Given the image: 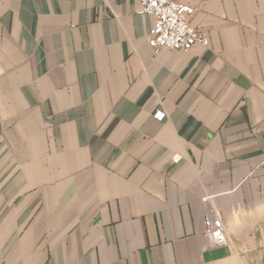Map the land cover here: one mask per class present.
<instances>
[{
    "label": "crops",
    "instance_id": "0c3cea01",
    "mask_svg": "<svg viewBox=\"0 0 264 264\" xmlns=\"http://www.w3.org/2000/svg\"><path fill=\"white\" fill-rule=\"evenodd\" d=\"M179 1L0 0V264H264V0Z\"/></svg>",
    "mask_w": 264,
    "mask_h": 264
},
{
    "label": "built area",
    "instance_id": "2783aa9c",
    "mask_svg": "<svg viewBox=\"0 0 264 264\" xmlns=\"http://www.w3.org/2000/svg\"><path fill=\"white\" fill-rule=\"evenodd\" d=\"M139 15L154 19L149 32V47L158 53L161 49L190 52L195 46L207 48L208 38L201 29L191 23L195 8L181 3L179 0H140ZM155 118L162 122L166 118L164 112H157ZM179 160L175 159V163ZM207 213L205 217V238L213 246H222L228 242L226 227L212 206L211 198L203 200Z\"/></svg>",
    "mask_w": 264,
    "mask_h": 264
}]
</instances>
